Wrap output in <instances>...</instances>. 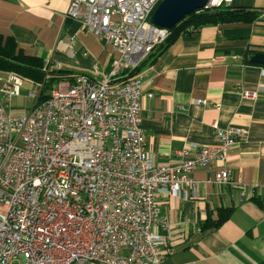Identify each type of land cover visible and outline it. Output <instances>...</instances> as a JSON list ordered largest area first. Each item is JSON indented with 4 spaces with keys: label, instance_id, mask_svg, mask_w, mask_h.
<instances>
[{
    "label": "built area",
    "instance_id": "obj_1",
    "mask_svg": "<svg viewBox=\"0 0 264 264\" xmlns=\"http://www.w3.org/2000/svg\"><path fill=\"white\" fill-rule=\"evenodd\" d=\"M162 1L72 0L66 17L118 54L110 72L58 75L47 92L50 67L42 83L15 73L3 81L0 264H163L171 249L159 198L194 196V172L225 160L245 135L221 130L217 146L190 145L174 166L152 160L141 126L142 80L128 75L171 36L151 23ZM232 3L207 0L197 13ZM26 83L33 103L13 117L12 101ZM228 181L227 171L216 173V185Z\"/></svg>",
    "mask_w": 264,
    "mask_h": 264
},
{
    "label": "crops",
    "instance_id": "obj_2",
    "mask_svg": "<svg viewBox=\"0 0 264 264\" xmlns=\"http://www.w3.org/2000/svg\"><path fill=\"white\" fill-rule=\"evenodd\" d=\"M71 1L0 0V41H12L16 55L40 59L57 75L100 78L118 54L66 17ZM230 8L260 16L181 34L137 72L125 73L142 80L141 126L154 163L174 166L190 145L217 146L221 130L245 133L225 160L194 172V196L159 198L171 249L163 264L264 261V66L250 63L255 53H264V0H233ZM8 74L0 71V90ZM244 92L254 97L245 98ZM223 171L229 181L218 186L214 178ZM220 212L228 219L217 229L204 228Z\"/></svg>",
    "mask_w": 264,
    "mask_h": 264
},
{
    "label": "trees",
    "instance_id": "obj_3",
    "mask_svg": "<svg viewBox=\"0 0 264 264\" xmlns=\"http://www.w3.org/2000/svg\"><path fill=\"white\" fill-rule=\"evenodd\" d=\"M259 16L260 13L258 11H251L246 9L232 10L231 8H224L213 12H195L184 18L176 27L171 30V36L169 37V39L163 46L158 48L152 54V56L160 54L181 34L192 33L194 31H197L201 27L210 25L241 21L251 23ZM249 53L252 54L251 52ZM139 67L133 73L137 72L139 70ZM0 71L15 73L22 78L30 80L34 83H42L45 78L44 67L41 60L26 57L21 53L16 55L15 46L10 40L6 41L5 44H2L0 41ZM53 76L54 78L44 86V92H47L51 88L53 83L56 82V77L58 76L56 72L53 73ZM227 219L228 214L220 212V215L217 217V219L213 221L212 219H210L208 223L204 225V228L217 229ZM260 264H264V261Z\"/></svg>",
    "mask_w": 264,
    "mask_h": 264
},
{
    "label": "water",
    "instance_id": "obj_4",
    "mask_svg": "<svg viewBox=\"0 0 264 264\" xmlns=\"http://www.w3.org/2000/svg\"><path fill=\"white\" fill-rule=\"evenodd\" d=\"M207 0H163L151 17V23L159 28L172 30L187 16L200 11ZM250 63L264 66V53H255Z\"/></svg>",
    "mask_w": 264,
    "mask_h": 264
},
{
    "label": "rangeland",
    "instance_id": "obj_5",
    "mask_svg": "<svg viewBox=\"0 0 264 264\" xmlns=\"http://www.w3.org/2000/svg\"><path fill=\"white\" fill-rule=\"evenodd\" d=\"M32 90L33 86L26 83L25 87L21 91V97L12 101L13 104L10 112L13 117L25 114L27 110L31 107L33 101L27 99V95Z\"/></svg>",
    "mask_w": 264,
    "mask_h": 264
}]
</instances>
